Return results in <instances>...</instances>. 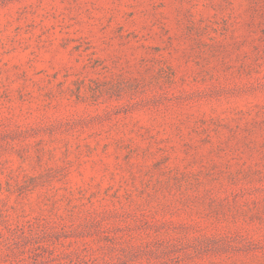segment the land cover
Wrapping results in <instances>:
<instances>
[{
    "label": "rangeland",
    "instance_id": "obj_1",
    "mask_svg": "<svg viewBox=\"0 0 264 264\" xmlns=\"http://www.w3.org/2000/svg\"><path fill=\"white\" fill-rule=\"evenodd\" d=\"M0 264H264V0H0Z\"/></svg>",
    "mask_w": 264,
    "mask_h": 264
}]
</instances>
